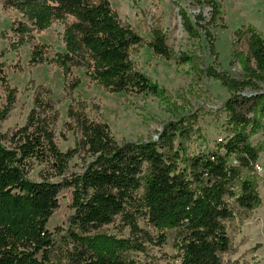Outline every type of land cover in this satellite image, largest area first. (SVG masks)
<instances>
[{
  "label": "trees",
  "instance_id": "1",
  "mask_svg": "<svg viewBox=\"0 0 264 264\" xmlns=\"http://www.w3.org/2000/svg\"><path fill=\"white\" fill-rule=\"evenodd\" d=\"M0 4L17 13L0 32L7 40L1 57L28 44L29 66L50 64L60 70L71 97L65 125L77 134L73 147H58L54 127L59 112L43 85L35 87L24 123L0 130V264H143L130 255L160 251L168 229L175 230L179 264H264L230 258L231 226L261 204L255 168L261 149L250 136L264 128V38L252 26L236 31L247 35L248 46V55L239 58V76L211 65L201 69L229 92L220 107L228 132L213 148L195 150L189 144L203 136L194 113L166 121L155 139L119 142L106 122L90 117L86 103L72 97L80 83L75 68L110 93L163 96L164 88L134 59L140 48L147 46L154 55L178 64L195 66V61L185 53L175 56L159 26L144 38L122 22L110 0ZM196 4L209 7V18L203 12L191 17L179 8L182 27L191 37L203 32L216 57L210 27L220 17V3ZM55 22L63 26V46L49 55L48 45L36 35ZM17 65L0 60V124L16 103L8 69ZM74 158L80 164L71 165ZM35 165L40 167L39 179L30 177ZM64 190L71 212L63 225L49 230L47 223L59 209ZM108 225L120 232L128 229V234H108Z\"/></svg>",
  "mask_w": 264,
  "mask_h": 264
},
{
  "label": "rangeland",
  "instance_id": "2",
  "mask_svg": "<svg viewBox=\"0 0 264 264\" xmlns=\"http://www.w3.org/2000/svg\"><path fill=\"white\" fill-rule=\"evenodd\" d=\"M220 3V17L210 27L216 57L208 50L203 32L199 37H191L183 29L179 8L193 17L203 12L209 18V7L200 8L196 0H110L122 22L135 28L144 38L151 36L153 26H159L167 36V43L175 56L185 53L193 56L195 66L178 64L175 60H167L156 56L147 47L140 48L134 57L139 68L155 81L165 92L161 95H128L110 93L89 81L81 68L73 69V75L80 80L73 90L72 97L83 100L88 115L106 122L115 138L136 140L156 138L157 131L166 121L177 115L194 113L198 117V126L202 138L189 144L190 149L205 150L215 146L220 137L227 134L224 124V112L220 107L228 97V90L217 80L205 76L201 69L211 65L217 70L225 71L232 76L241 74L239 58L248 55L245 33L237 34L252 26L264 38V0H217ZM16 11L4 10L0 4V32L7 29ZM62 24L53 23L48 29L37 34V39L48 45V54L52 55L57 47H62ZM7 47V40L0 37V60L7 64H18L9 67L8 78L12 87L17 90L16 103L8 119L0 124L1 131H7L22 125L32 107V95L37 85H43L51 91V98L59 112L54 127L58 147L64 151L73 147L76 133L67 130V109L71 102L70 95L65 93L64 79L60 70L50 64L28 65L30 47L25 44L18 51L11 50L1 57ZM250 141L260 147L258 164L262 171L257 189L261 196V204L242 223L232 225L234 251L232 260H245L249 263L264 262V128L250 136ZM79 163L77 158L71 162ZM77 169V168H75ZM40 167L30 172V177L39 179ZM60 207L50 217L47 227L54 230L63 225L71 212L70 195L67 190L59 194ZM142 225V224H141ZM105 232L122 236L128 229L120 232L113 225L105 227ZM153 233L154 230H151ZM175 230L166 231V241L161 250L151 248L148 255L132 253L130 256L142 261L143 264H179L177 249L173 245ZM168 255V258L163 256Z\"/></svg>",
  "mask_w": 264,
  "mask_h": 264
},
{
  "label": "built area",
  "instance_id": "3",
  "mask_svg": "<svg viewBox=\"0 0 264 264\" xmlns=\"http://www.w3.org/2000/svg\"><path fill=\"white\" fill-rule=\"evenodd\" d=\"M255 168H256V170H257L259 173H261L262 168H261V166H260L258 163L255 164Z\"/></svg>",
  "mask_w": 264,
  "mask_h": 264
},
{
  "label": "water",
  "instance_id": "4",
  "mask_svg": "<svg viewBox=\"0 0 264 264\" xmlns=\"http://www.w3.org/2000/svg\"><path fill=\"white\" fill-rule=\"evenodd\" d=\"M61 49V47L59 46V47H57V50H60Z\"/></svg>",
  "mask_w": 264,
  "mask_h": 264
}]
</instances>
